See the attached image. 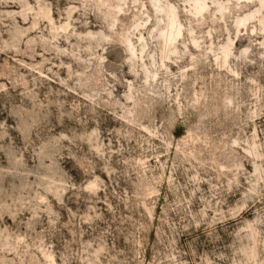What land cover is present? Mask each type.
I'll list each match as a JSON object with an SVG mask.
<instances>
[{"label": "clouds", "instance_id": "obj_1", "mask_svg": "<svg viewBox=\"0 0 264 264\" xmlns=\"http://www.w3.org/2000/svg\"><path fill=\"white\" fill-rule=\"evenodd\" d=\"M0 264H264V0H0Z\"/></svg>", "mask_w": 264, "mask_h": 264}, {"label": "rangeland", "instance_id": "obj_2", "mask_svg": "<svg viewBox=\"0 0 264 264\" xmlns=\"http://www.w3.org/2000/svg\"><path fill=\"white\" fill-rule=\"evenodd\" d=\"M157 211L159 212V209H157Z\"/></svg>", "mask_w": 264, "mask_h": 264}]
</instances>
